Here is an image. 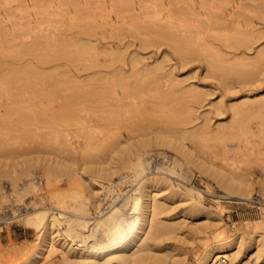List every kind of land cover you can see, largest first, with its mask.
Wrapping results in <instances>:
<instances>
[{
    "label": "rangeland",
    "instance_id": "1",
    "mask_svg": "<svg viewBox=\"0 0 264 264\" xmlns=\"http://www.w3.org/2000/svg\"><path fill=\"white\" fill-rule=\"evenodd\" d=\"M71 1L77 2V6ZM136 1L137 8L131 9V5L122 0H93L94 3H89L91 6L88 4L89 11L81 7L82 4L87 7L84 1L78 6L77 0H67L64 12L51 13L52 19L63 18V35L68 40L82 39L83 43L89 42L85 43L86 46H93H87L86 58L58 56L41 65L51 72L68 69L81 81H66L56 87L46 82L23 85L17 95L18 112L6 111L10 99L3 96L0 113V211L11 202V196L17 198L14 201L26 203L28 209L44 203L56 210V205H61L73 195L82 202L90 196L94 186V183L89 185L85 181L84 176L87 175L109 183L111 194L118 192L120 199H127L128 204L124 207L128 212L132 209L129 203H135V192L140 182L134 175V157L138 151H143L149 160V170H160L161 174L169 167H176L170 175L173 187L167 186L162 191L164 208L161 215L165 221L182 215L178 218L177 227L164 228L167 232L162 237L151 236L137 251L141 254L136 258L129 256L124 261L120 259L121 264H193L205 246L212 243L216 231L229 237L240 231L244 238L243 247L251 243L258 233L264 238V202L258 207L249 201L256 193L264 195L259 184L264 179V78L246 81L251 76L224 71L228 73L224 74L228 79L225 77V80L224 75L221 76L223 69L208 66L206 51L182 54L174 46L169 33L161 32L162 27L184 22L188 31L191 29L202 35L210 50H216L225 57L233 55V59H240L244 51L252 56L260 52L264 55V3L262 0H185L176 5L170 0H156L155 7L150 9L147 5L141 7ZM188 3H195L198 8L202 6L204 13L186 12L184 7L187 8ZM74 7L79 12H75ZM234 8L239 11L234 17H229L231 20L222 17L223 14L228 18V11ZM2 12L3 8L0 9ZM237 28L251 29L252 48L233 43L234 36L240 32ZM110 49L121 52L122 58L113 60ZM56 66L59 68L55 69ZM144 67L148 69L149 76L143 73L145 76L141 79L134 75L133 68ZM118 68L123 69L126 75L125 83L114 73ZM98 75L102 77L98 78ZM82 80L87 83L86 90L97 92L94 95L85 92L80 96L73 93L70 86H76L75 83ZM102 88L109 94L100 92ZM195 89L203 95H197ZM69 92L75 99H69ZM246 92L253 98L263 96L262 102L248 108L247 113H233L231 103L247 97ZM84 94H87V99ZM174 110L185 112L190 119L186 124L188 130L183 133H186L185 138L178 137L183 126L175 118L182 114L175 116L180 113H173ZM169 129L176 132L173 136L168 135L173 143L159 138V135L173 132ZM57 140L64 144H58ZM177 141L185 142L191 155L196 154L209 163L213 160L227 172H235L237 177L245 174L253 182L252 187L247 192L223 189L214 177L200 170L191 155L174 148ZM70 143L78 148L85 146L82 148L85 150L83 156L82 150L76 153L73 171L64 165L51 169L50 181V168L43 159H63L71 152ZM84 159H88L92 168L82 170L83 176L74 168L78 169ZM35 172L44 178L42 184L29 182ZM122 173H127V177L117 183L116 179ZM6 184H11L10 194ZM191 189H197L191 194L198 198L188 199ZM128 190L132 192L130 199ZM74 208L68 207L72 212L77 210ZM186 209L188 214H185ZM91 211L96 214L92 205ZM126 211L107 216L101 228L102 241H110L122 233L128 225ZM0 225V258L3 261L16 259L22 255L21 249L30 250L39 243L35 239L36 229L27 226L22 216L0 222ZM76 253L71 252L70 258L58 262L43 259V263L97 264L92 261L97 257H79Z\"/></svg>",
    "mask_w": 264,
    "mask_h": 264
},
{
    "label": "bare ground",
    "instance_id": "2",
    "mask_svg": "<svg viewBox=\"0 0 264 264\" xmlns=\"http://www.w3.org/2000/svg\"><path fill=\"white\" fill-rule=\"evenodd\" d=\"M65 1L56 0L55 2L54 0H0V9L3 8V12L0 13V113L3 106L2 98H4V95L9 97L10 99V104L6 110L7 112H15V110L20 109L17 105V95L19 88L23 85H29L33 83L37 84V82H46L52 87H56L66 81L71 82L77 81L76 79L79 80L75 73L70 72L68 69H63L61 72H51L50 70L44 69V66H41L54 59V57L58 56L72 57L74 59L86 58L88 55V49L92 45H87L89 46L87 47L85 43L89 44V42L83 43L82 39V41L79 39L81 42L78 40H73V42L71 40H68L63 35L65 34L63 31L65 26L63 18L60 17V19L58 18V20H56V18L53 17L54 19H52L51 16L54 11L64 12L63 6ZM77 1L80 3H78V6H81L82 1H84L83 3L87 4V7H84V4H82L81 7L83 9L88 8V4H92L91 2H93V0ZM122 1L126 2V5L130 4L131 9L137 8V6H135L137 3L136 0ZM155 1L156 0H138V3L141 7L147 5V7H150V9H152L156 5ZM170 1L176 2V5H180V3H183V1L185 0ZM262 2L264 3V0H262ZM75 3L76 4L72 2L74 6H77V2ZM90 4L89 6H91ZM79 8L78 10H80ZM82 8L81 10H83ZM184 8L186 9L185 11L190 14L201 15L204 13L201 10L202 6L198 8L195 3H188L187 8ZM90 9L89 11H91ZM238 11V8L230 9L228 11V18L223 14L222 17H224L226 20H231L229 19V17H234V14H236ZM75 12H79L77 11V8ZM81 12L82 11H80V13ZM82 14L81 16L84 17V14ZM184 26L185 23L180 22L173 23L170 26L164 28L162 27L161 29V32H163L164 34L169 33L170 37L174 41V46L182 54H186L189 51H206V60L208 66L214 67L216 68V70H218L217 68L223 69V73H221V76L222 74L224 75L232 72L236 74H244V76L247 75V77L251 76L249 78L245 77V79L247 78L246 81L258 79L261 80L264 78V55H262L261 52L258 55L254 54L252 56L248 54L247 51H244V54L240 59H233V55L225 57L216 50H210L209 45L205 43L202 35L199 32L193 31L191 29L190 31H188V26H185L188 28V30ZM237 29L240 30V32L236 36H234L233 43L245 45L248 48H252V36L250 34L251 29ZM110 51L113 53V60L122 58L121 52L113 49H110ZM234 54H236V52H234ZM52 68L54 69L55 67ZM58 68L59 66H56L55 69ZM122 70L123 69L118 68V70L114 73L115 75L117 74L119 80L125 83L126 75L122 72ZM224 71H227L228 73H225ZM133 72L134 75L138 77L140 76L141 79L142 76H145L146 74V76H149V71L145 67L133 68ZM143 73L146 74L144 75ZM100 77H102V75H98V78ZM225 77L226 76L224 75L223 78L225 79ZM79 81H81V79ZM84 83L85 86H83ZM86 84L87 83L82 80V82L75 83L76 86L72 84V86L70 87H72L71 89L73 93H77V95L80 96L85 92H89V90H86ZM103 84H105V82ZM108 85L106 84L107 87ZM94 87H96V85H94ZM102 87H104V85ZM90 88H93V86ZM110 88L108 90H110ZM96 92H91L90 94L94 95V93ZM100 92H104L103 88ZM194 92L199 96L203 95L200 90L195 89ZM106 93L109 94L108 92ZM69 94L71 95L69 99L71 97L75 99L72 93L69 92ZM90 94H88V96H90ZM245 95H247V97L238 99L235 102L231 103L233 113L240 112L239 114H241L242 112H246L247 110H249L248 108L251 109V106L253 108L260 102H262L261 99L263 96L253 98V96L250 97L249 93L247 92L245 93ZM86 97L87 94L85 95V99L88 98ZM75 108H77L76 110H78V106ZM106 109L109 110V108ZM176 111L177 110H174L173 113H175ZM16 112H18V110ZM171 112L172 111H170V113ZM181 114L182 113L175 116H180ZM77 115L79 116L78 112ZM171 115L174 114L171 113ZM175 119L183 126L180 127L182 128V131L180 133L178 132V137L180 139L185 138L186 133H183L185 130H188L186 124L189 123L190 119L185 116V112L184 114H182V116H180L179 118L176 117ZM176 129H178V127ZM174 133L176 132H168L163 135H159V138H161L166 143H173L171 141L172 138L170 139L168 135L171 136L172 134L174 135ZM57 143L60 145L64 144V142L58 140ZM1 145L2 144H0V146ZM83 147L78 148L70 143L69 150H71V152L69 151L67 155L63 157V159H61V157H54L51 160L50 158L45 157L43 160L45 161V163L48 162L50 168L48 172V179H51V169H53L55 166L64 165L72 170V168L75 167L74 165L77 160L76 153L82 150L81 155L83 156L85 152V150L82 149ZM174 148L180 153L191 155V150L185 142H175ZM191 156L194 158V161L199 166L200 170L208 173L211 177H214V180H216L217 183L220 184V186L225 190L245 192L247 189L249 190V187L251 188L253 185V182L251 183L250 178L245 174L239 175L237 177L235 172H227L223 167H221V165L215 164L213 160H211V164L209 162H206L205 160H202L199 156H196V154H193ZM134 158L136 159L134 175L135 177H139L140 182L137 186V193L135 192L137 196L135 197L134 205H132L133 201L129 203V205L131 204L130 207L129 205H127L130 209L132 208L130 211L127 212L126 209L128 210V208L124 207V204H128V200L120 199V193L118 192H116L115 194H111V191H109V189H111L112 186L109 183L95 180V177H87L86 174V176H84L83 173H81L82 170L86 171V169H88L89 167L92 168V165L90 164L88 159H84V161L82 160L81 165H79L78 169L76 168L77 170L74 168L76 173H81V175L85 177V181H87L89 185L90 183H94L93 189L92 191H90V196L86 197L84 201L80 202L78 197L75 198V196L73 195L72 198L66 199V201H64V203H62L61 205L57 206L54 203L56 207H58V209L56 210L50 204L47 205L43 203V205L41 206L32 207L29 209L28 205L25 204L27 208L17 212L18 214L10 217L9 219H0V222H6L18 216H22L27 226L36 229L35 239L39 242L38 245H34L30 250H27L25 248L21 249L22 255L16 259L3 261L0 258V264H44L46 261L44 260L45 262L43 263V259H52L53 262H58L70 258L71 252H77L76 255H78L79 257H83L85 255L88 258L97 257L92 258V261L95 260L97 264H121L120 259L123 260L127 259L129 256L135 257L136 255L141 254H138L139 250L144 247V241H148V238H150L151 236L162 237L163 234L167 232V230L164 228L174 225L177 227L180 222L178 218L182 214H179V216L177 215V217L174 216L173 219H166V221L162 218L161 215L162 209L164 208V205L161 202V198L164 197L162 191L167 186L173 187V182L170 180V175L176 167H169L167 171L163 170L164 173L160 174V170L152 171L148 169L149 160L145 157L143 151H138ZM64 160H66L67 162H64ZM233 173H235L236 176ZM126 177L127 173H122L118 176L116 182L118 183L119 181H123ZM29 182L32 185L33 183L42 184L44 182V178L41 176V174L35 172L32 176V180H29ZM15 183L18 182L16 181ZM259 184L261 191L264 194V179L260 180ZM5 186V188L8 190V193L10 194L9 188L11 187V184H6ZM101 192L103 194L102 196ZM193 192H197V189H191L188 199L199 197L197 195L191 194ZM128 194L129 195H127V197H129L128 199H130V197H132V192L129 193L128 190ZM263 196L261 197L262 202H264ZM11 198L12 200L10 203H8V205L10 206V204H12V209L16 212V207L13 204L19 202L14 201L17 199L15 196H11ZM91 205L94 206V209H96V214L91 213ZM71 206H74L75 208H77V210H75V212H72V210L70 211L68 207ZM3 210H1L0 212H2ZM123 210L127 212L125 216L127 217L128 225L124 228L121 234L119 233V236L117 238L110 241H102V239L100 238L101 228L107 216L110 214L120 215L122 213H125L123 212ZM188 213L189 211L187 210L185 214ZM205 213L208 214V211H206ZM1 226L2 225H0V231L2 230ZM172 229L173 227L170 230ZM258 234L254 235V239L251 243L243 247L244 238L240 231L236 235L230 237L223 232L216 231L212 236V243H209L205 246V249L203 250L201 256L193 264H264V238ZM93 240L94 242L101 241V243L95 242L98 245L95 243L94 245L92 242ZM82 241H84V243Z\"/></svg>",
    "mask_w": 264,
    "mask_h": 264
},
{
    "label": "built area",
    "instance_id": "3",
    "mask_svg": "<svg viewBox=\"0 0 264 264\" xmlns=\"http://www.w3.org/2000/svg\"><path fill=\"white\" fill-rule=\"evenodd\" d=\"M261 194L260 193H256L253 196H251L249 198L250 204H252L253 206H260L261 201ZM26 203L23 202H19V203H15L13 204L16 207V212L13 211L12 209V204H10V206L7 204L4 207V210L2 212H0V219H9L10 217L18 214L17 212L22 211L24 209L27 208V206L25 205Z\"/></svg>",
    "mask_w": 264,
    "mask_h": 264
}]
</instances>
